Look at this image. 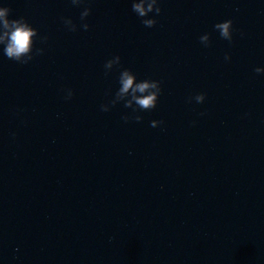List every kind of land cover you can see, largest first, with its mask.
I'll return each instance as SVG.
<instances>
[{
	"label": "water",
	"instance_id": "95a60500",
	"mask_svg": "<svg viewBox=\"0 0 264 264\" xmlns=\"http://www.w3.org/2000/svg\"><path fill=\"white\" fill-rule=\"evenodd\" d=\"M132 3L0 0L38 32L27 64L0 45V264H264V0ZM123 70L155 109L111 104Z\"/></svg>",
	"mask_w": 264,
	"mask_h": 264
},
{
	"label": "clouds",
	"instance_id": "9594fccd",
	"mask_svg": "<svg viewBox=\"0 0 264 264\" xmlns=\"http://www.w3.org/2000/svg\"><path fill=\"white\" fill-rule=\"evenodd\" d=\"M74 6H79L84 3V0H71ZM132 11L142 19V23L147 28H152L156 25L157 21L149 17V14L155 13L161 14V8L158 6V0H133ZM11 9L7 7H0V45L3 46L4 55L15 62L20 64H27L33 59V49L38 37V32L34 29L25 19H9ZM91 14L90 8H85L80 15L81 21H85ZM63 23L69 31H77L76 24L71 19H64ZM82 27L85 31L89 29L88 23H83ZM214 29L219 32L222 39L232 42L233 39V22L227 20L225 22L217 23L214 25ZM46 39V38H44ZM200 42L207 46H210L209 35H203L200 37ZM42 49H36V54H42ZM226 60L230 57L226 56ZM120 65V57L115 56L113 59L107 61L105 64L106 75L110 72L114 66ZM255 72L260 74L264 73V69L256 68ZM120 87L115 94V99L111 101V104L115 106L119 101H122L127 96H131V99L124 103L126 108H132L133 102L136 107L132 108L133 111H151L157 107L158 98L161 95V85L159 81L144 80L137 82L136 76L130 70H123L119 76ZM140 95H137V94ZM73 92L71 89L67 90L66 99H71ZM190 98L189 102H191ZM206 97L204 94H197L194 97L196 103L202 104ZM107 106H102V111H108ZM125 122L129 120V117L123 118ZM136 122H140L142 117L136 115L134 117ZM162 121H153L152 127H157Z\"/></svg>",
	"mask_w": 264,
	"mask_h": 264
}]
</instances>
